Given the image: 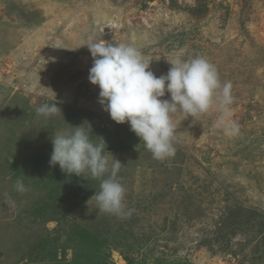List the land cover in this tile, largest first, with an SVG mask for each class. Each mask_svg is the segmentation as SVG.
<instances>
[{
  "label": "rangeland",
  "instance_id": "rangeland-1",
  "mask_svg": "<svg viewBox=\"0 0 264 264\" xmlns=\"http://www.w3.org/2000/svg\"><path fill=\"white\" fill-rule=\"evenodd\" d=\"M101 41L136 47L156 76L177 56L207 58L233 85L240 134L216 126L215 109L178 112L176 155L154 159L98 102L85 45ZM45 103L62 113L38 115ZM85 123L109 163H122L131 216L99 211L107 174L49 163L54 133ZM116 254L124 264H264V0H0V264H119Z\"/></svg>",
  "mask_w": 264,
  "mask_h": 264
},
{
  "label": "clouds",
  "instance_id": "clouds-1",
  "mask_svg": "<svg viewBox=\"0 0 264 264\" xmlns=\"http://www.w3.org/2000/svg\"><path fill=\"white\" fill-rule=\"evenodd\" d=\"M85 46L93 58L88 79L100 89L99 104L117 124L128 123L154 159L163 161L176 155L174 116L178 112L197 117L215 109L219 112L216 126L229 136L240 134V125L232 118L230 107L233 85L230 81L221 82L218 69L207 58L177 56L167 61V74L156 76L150 70L152 62L131 44L101 41ZM166 93L170 99H162ZM36 112L44 117L62 113L57 103L42 104ZM86 124L72 126L74 131L54 133L49 163L53 167L59 165L69 176L88 172L98 179L107 174L94 196L99 211L131 216L134 210H126V188L118 179L122 163L115 158L109 163L104 154L105 141L99 137L101 142H93ZM15 188L21 193L27 190L20 179Z\"/></svg>",
  "mask_w": 264,
  "mask_h": 264
},
{
  "label": "bare ground",
  "instance_id": "bare-ground-1",
  "mask_svg": "<svg viewBox=\"0 0 264 264\" xmlns=\"http://www.w3.org/2000/svg\"><path fill=\"white\" fill-rule=\"evenodd\" d=\"M115 258H116V260L119 262V264H124L123 263V261H122V259L120 258V256L119 255H115Z\"/></svg>",
  "mask_w": 264,
  "mask_h": 264
}]
</instances>
